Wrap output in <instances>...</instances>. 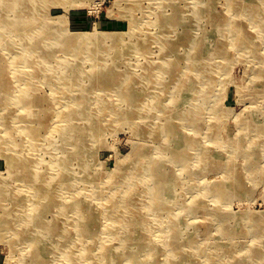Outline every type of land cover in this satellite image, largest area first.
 Listing matches in <instances>:
<instances>
[{
    "label": "bare ground",
    "instance_id": "bare-ground-1",
    "mask_svg": "<svg viewBox=\"0 0 264 264\" xmlns=\"http://www.w3.org/2000/svg\"><path fill=\"white\" fill-rule=\"evenodd\" d=\"M117 1L114 6H117ZM124 1L129 4L128 9H126V12L128 11L130 14L128 17L136 23L134 32L129 35L133 37L140 32L141 28L140 22L134 20L132 15L143 8L144 0ZM175 1L158 0L154 26L159 27L161 32L159 34L146 32V37L141 38L136 45H133L119 31L96 30L95 33L81 32L69 36L64 31L57 30L52 36V31L58 20L47 18L46 13L39 14V9H44L47 3L46 0L13 1L12 5L17 8L14 12L15 18H18L17 22L11 18L9 20L10 12L4 10L0 0V29L4 30L5 25L8 24V28L12 32H21L23 37L28 38L29 42L26 49L21 47V51L24 52L23 57L19 54V56H12V59L8 58L6 60L0 52V105H4L5 110H7L3 114L0 113V121L7 123V120L22 118V115L15 114V111L9 112L8 110L11 106L9 102L13 104L14 98L19 97L20 109L33 108L32 111H39V114L37 116L31 113L26 115L24 122L27 126L31 124L35 127H23L21 130H17V133L39 138L41 134L38 133V128L34 122H37L39 118H44L39 122L46 125L50 117H56L55 124L53 123L50 128L59 127V132H61L67 143L71 142V145L74 146L73 149L76 150L79 163L83 164L86 159L85 152L91 151L88 148L91 141L88 140L97 135L100 128L97 120H95L97 116L91 117L88 115L87 120L93 123L92 126L80 127L75 124L73 121L77 119L76 117H79L76 111L78 108H84L92 97H99L102 100L104 94L113 93L119 96V100L127 102L133 110L126 117L131 119L130 127L136 135L142 134L140 131H143V134H148L149 137L162 138L166 145L165 149L157 148L153 150L141 146L136 147L131 156H127L119 162L116 171L108 173L100 180L98 189H93L91 194L96 198L93 201H97V203L91 201L83 203L76 197L78 192H74V188L75 183H81L84 179L91 178V174L87 172L88 165L83 164L85 171L83 180L73 178L72 170L68 168L71 155L70 152L66 153L58 164L61 171L53 174V168L48 167L51 169V175H48L50 179L47 180V175L35 166L40 163L39 159L25 158L26 154L31 153V151H28L31 146L26 147V144L29 143L27 140L23 145L26 148L25 152L15 153L18 155V159L12 161V164L17 167L15 169L16 173L12 177L17 176L20 179L17 187L11 188L8 184H5V181H0V215L4 214V219L1 222L4 230L10 236L9 242L14 245L18 239H24L29 244L27 246L29 257L27 258L23 252L20 253V264H96L100 259L107 260L109 264H124L125 261L127 264H158V258L154 257L153 254L155 251L163 250V247L168 251L169 256L175 259L173 255L177 253H175L174 244L180 236L182 220L186 214L191 213L194 215L205 208L202 204L204 196L207 194L215 195L216 202L225 204L229 202L230 196H241L242 191L246 192L244 188L245 177L235 171V166L231 163L233 155L240 151L237 146L240 138L236 137L231 141H222L221 138L218 142L223 148L226 147L224 148L227 150L226 152L231 154L225 160L215 155H209L205 151L197 152L194 155L199 157L198 163L194 164L197 169L201 168L207 171L218 165L224 167L226 176L223 179V184H214L213 187L209 185L203 191L202 189L199 190L195 196L192 195L193 198L190 201L183 199V194L180 191L177 192V195L173 194L172 189L174 186L179 185V180L178 177L171 175L172 159L174 158L175 163L180 165L181 155L189 154L195 149L194 146L197 145L199 140L193 137V133H190V131L202 130L204 118L202 115L206 113L202 109H209L204 106V103L210 92L209 90L205 92L204 87L208 86L215 77L218 78L221 71L226 70L222 65H225V62H231V60H227L231 50L252 48L249 53L260 63L254 79V83H256L254 93L264 91V53L254 47V42L251 35L247 33L248 28L244 22L241 20H222V23H219L211 31L212 33H222V36H224L219 43V47L215 49L216 54L213 55L208 48H203L201 53L196 54V42L199 40L192 39L189 27H185V19L183 21V17L177 11V8L173 7L174 11L170 15L165 12L167 6L172 5ZM228 1V9L229 6L236 7L237 4L239 6L242 4V0ZM246 7L250 10H256L259 6L257 3L247 2ZM199 12L197 15H199ZM108 17L110 19L116 18L113 8L109 10ZM248 21L250 20L248 19ZM262 22H264V18L259 23L260 32H264V23ZM149 24L152 25V23ZM179 27H183L182 32L177 31ZM157 36H159V40ZM41 38L45 39L44 44L39 43ZM1 39L4 40V43H9L2 36ZM151 41H153L152 43L158 41L160 44L162 58L158 62L149 57ZM183 45L188 48L184 52L186 56L181 54L171 57L169 55V52L177 50V46ZM11 50L13 51V49ZM66 50L81 57L82 54H86L92 65L90 71H96L95 74L88 75L81 68V61L79 65L77 64L78 66L70 68L74 77L73 84L78 87L76 94L69 95V90L59 94L60 87L57 86V89L54 92L52 91L49 96L43 97L31 91L29 83L24 86L26 91H21L17 95L12 93V79L15 80L13 81L15 83L27 82L29 79L36 78H43V82L56 80L57 78H53L46 73L44 60L46 57H50L52 52H66ZM104 51L110 53L115 59L113 65H102ZM131 52L145 54L147 57L145 63L142 64V72L143 75L147 76V84H150L155 92L157 89L159 90L158 93L165 91L168 86H165L168 79L173 81L174 86L178 83L171 100L173 101V107L166 105V95H160L154 99L158 93L155 96H143L140 92H137L133 88L132 72L124 71L121 76L122 79L118 80L116 72L118 71L117 65L121 62L119 56ZM238 53L236 52V54ZM231 54L233 59L234 56H238L233 54L232 51ZM187 55L190 57H187ZM216 59L218 60L214 61ZM193 60L197 61V64H194ZM183 61L190 62V67L180 71V64ZM65 63L70 65L69 62ZM20 64L24 66L21 70L18 69ZM206 64L212 68L206 69ZM155 66H158V68L154 69ZM162 72H166L169 78L165 77ZM86 78H89V82L84 84ZM117 80L118 82H116ZM59 82L60 80H58ZM181 82L189 83L180 86ZM194 93L195 95H193ZM188 94L193 95L192 100L196 99L194 111L193 113L191 111L184 112L182 117L177 118L179 122L176 123L173 117L175 114L174 109L182 105L181 98L183 95L187 96ZM100 103L103 107H101L98 114L111 110L109 108L110 102L101 101ZM145 107L149 108L148 112H137L138 109H144ZM83 111L88 112L86 108ZM40 115L42 116L40 117ZM135 118L137 121L143 119L144 126L148 127L149 131L146 130V132L145 128L140 129L139 124L134 122ZM157 121L162 123H157L158 131L156 132L153 124L150 123ZM12 122L14 121L12 120ZM71 123L74 126H70ZM244 127L242 131L249 129L246 125ZM16 128L20 129L18 126ZM208 134L213 138L218 135L213 124L210 126ZM249 141L252 142L250 139ZM0 150H3V148L0 147ZM170 154L173 155L171 158ZM8 156H11L10 152H8ZM184 164L183 161L181 166H184ZM118 179L120 180L118 181ZM146 180L151 181L152 187H146ZM22 181L26 184L24 185ZM140 195H148L145 206L148 208L149 214L154 215L156 221L161 212L168 215L163 220L168 221L167 239L160 241L142 239L146 237L148 231L155 233L158 226H154L155 222L152 217L149 222L139 221L138 211L135 212L134 210L136 208L134 198ZM171 199L176 201L179 199L180 203L170 205L167 200L170 201ZM49 212L54 213L53 219L47 221L45 215ZM207 214L211 217H214V215L223 216V212L217 206L212 211H208ZM234 216L239 218L243 217L244 214H235ZM254 220H258L259 225L264 227V214L256 215ZM185 225L188 226L186 222ZM208 227H211V222ZM142 228L145 232L143 233L144 236L138 232ZM192 229L194 228L192 227ZM234 231V228L223 226L219 234L230 238ZM115 236L118 237L119 244L113 243ZM154 236L155 234L152 233L150 238ZM112 238L113 240H111ZM195 238V232H192L188 237H184L182 247L196 240ZM78 242L85 243L81 252L75 251ZM260 243L262 245L261 241ZM256 246L257 244L247 250L245 256L237 254L232 261H222L218 257L215 260L214 253L208 249L205 250L204 245L197 246V248L199 252L205 254L210 264H243L246 257L253 258L261 255L262 250H256ZM71 249L72 252H70ZM52 253H55L56 256L55 263H50ZM188 255V251L177 254L175 264H186L185 256ZM140 256L142 257L139 258ZM258 260H260L259 264H264V255L260 256ZM168 264L174 263L169 261Z\"/></svg>",
    "mask_w": 264,
    "mask_h": 264
},
{
    "label": "rangeland",
    "instance_id": "rangeland-1",
    "mask_svg": "<svg viewBox=\"0 0 264 264\" xmlns=\"http://www.w3.org/2000/svg\"><path fill=\"white\" fill-rule=\"evenodd\" d=\"M13 1L20 2V0H1V5H3L2 7L5 11L10 12L8 16L9 20L11 18L17 22L18 18H15L14 13L17 8L12 5ZM116 1L117 0H46L47 3L43 10L41 8L39 9V14L46 13L47 18L58 20V23H55L52 36L57 30L61 32L64 31L69 36L81 32L95 33L99 30L107 32L119 31L123 33V37L127 38L128 42L136 45L141 38L146 37V32L154 34H159L161 32L159 27L154 26V21L156 19L155 9L158 0H144L142 4L143 8L137 10L135 14L132 15L134 20L140 22L141 28L140 32L133 37L129 35L134 32V25H136V23L130 20L128 17L130 14L128 11L126 12L129 4L124 0H118L117 6H114ZM228 2V0H176L172 5L167 6L165 12L167 15H170L174 11L172 8H177V11L183 17V21L185 19V27H189L188 29L191 32L192 39L199 40L196 42V54L201 53L203 48H208L213 55L216 54L215 49L219 47V43L223 40L224 36H222V33H212L211 31H213L219 23H222V20L227 19L243 21L248 28L247 33L252 37L254 47H256L258 51L264 53V32H260L259 30V23H261L264 18V1L242 0L240 6L239 4H237L236 7L229 6V9ZM247 2L257 3L259 6L258 9H247ZM111 8H113L115 19H110L108 17ZM198 11H200L199 15H197ZM26 19L28 20L29 17ZM248 19L252 22L248 21ZM149 23H152V25ZM182 30L183 27L177 29L178 32H182ZM0 34V52L3 58L5 57L4 59L7 60L12 56H19V54L23 57L24 52L21 51V49H26L29 43L28 38L23 37L21 32H12L10 28H8V24L5 25L4 30L0 29ZM1 36L9 43H4ZM158 37L159 36H157V38ZM128 38L132 40L130 41ZM44 40L45 39L41 38L39 43L44 44ZM152 42L153 41H151L152 45L150 47L149 57L158 62L159 59L162 58L160 44L158 41L155 43ZM10 48L13 49V51ZM187 50L188 48L184 45L177 46V50L169 52V55L171 57L181 54L186 56L184 52ZM250 50H252V48L231 50L233 54L239 52L236 54L238 56H234L233 59L230 51V56L227 57V60L229 59L231 62H225V65H222L226 70L221 71L218 78L215 77L208 86L204 87L205 92L209 90L210 93L204 103V106L209 109H202L206 111V113L202 115L204 116L203 128L198 131H190V133H193V137L196 139L198 138L199 141L197 145L194 146L195 149L193 151L189 152V154L185 153L181 155L180 165L175 163L174 158L172 159L171 175L178 177L179 180V185L174 186L172 189L173 194L177 195V192L180 191L183 194V199L190 201L193 198L192 195L195 196L199 190L202 189L203 191V189L209 185L213 187L214 184H223V179L226 176L225 168L220 165L207 171L201 168L197 169L194 164L198 163L197 160L199 157H195L194 155L197 152L205 151V153L208 152L209 155H215L225 160L231 154L226 152L227 150L224 149L226 147L223 148L220 146V143H218L220 139L222 138V141H231L236 137L240 138L237 145L240 151L233 155L231 163L234 164L235 171L241 173L245 177L244 188L246 192L242 191L241 196H230L229 202L225 204L216 202L215 195L207 194L202 199V204L205 208H202V210L196 212L194 215L191 213L186 214L180 227V236L178 237V241L174 244L175 253L179 254L188 251L189 255L185 256L186 264H210L205 254L199 252L197 246L200 247V245H204L205 250L208 249L213 252L215 260L221 258L222 261H232L237 254L245 256L247 250L252 248L255 244H257L256 250H262L261 255H257L253 258L246 257L243 264H259L260 260H258V258L264 255V227L259 225L258 220H254L256 215L264 214V91L262 93H254V89L256 88L254 79L257 73L256 71L260 67V63L249 53ZM71 53L72 52H68L67 50L66 52L55 51L51 53L52 55L50 57H46L44 60L46 64L45 69H47L44 70L51 77L57 78L56 80L43 82V78H36L29 79L27 82L21 81L20 83H15L13 82L15 80L12 79V93L17 95L21 91H26L24 86L29 83L31 91L43 97L49 96L52 91L54 92L57 89V86L60 87V91H58L59 94L65 93L67 90H69L68 94L71 96L76 94L78 92V87L73 84L74 77L70 68L77 64L79 65L81 61V68L87 72L88 75L95 74L96 71H90L92 65L86 54H82L81 57L80 55ZM102 57L104 58L102 65L114 64L115 59L110 53L104 51ZM187 57L190 56L187 55ZM119 58L121 62L118 63V71L116 72L118 80L122 79L121 76L124 71H128L129 73L132 72L133 88L137 92H140L141 95L155 96L159 92L158 89L155 92L152 86L147 84V76L143 75L142 64L145 63L147 58L145 54L141 55L138 52H131L125 53L119 56ZM217 60L218 59L214 61ZM214 61H212V63H214ZM65 62H69L70 65ZM192 62L197 64L195 60ZM19 66V70L24 67L22 64ZM180 66V71H183L186 67H190V62L186 63V61H183ZM155 68H158V66H155L154 69ZM205 68L210 69L212 67L206 64ZM162 74H164L165 77L168 76L166 72H162ZM86 79L84 84L89 82V78ZM58 80H60L59 83ZM118 80L116 82H118ZM191 81H193V79H191ZM188 83L189 82H181L180 86L187 85ZM166 85H168L167 89L158 93L154 99L160 95H166V105L168 107L170 105L173 107V101L171 100L178 83L174 86L173 81L168 79L165 86ZM193 95H195V93ZM193 95H183L181 98L182 105L175 107V114L173 117L176 123L179 122L177 118L179 116L182 117L184 112L191 111L193 113L196 102V99L192 100ZM119 99V96L113 93L104 94L102 100L99 97H92L84 108H78L76 111L79 117H76L77 119L73 121L75 124L80 127L92 126L93 123L89 122L87 117H89L88 115L91 117L97 116L95 120H97L98 127L100 128V132L88 140L91 141L88 145L91 151L85 152L86 159L84 163L88 165L89 169L87 172L91 174V178L87 180L84 179L81 183H75L74 192H78V196L76 195V197L83 203L90 201L97 203V201H93L96 200L91 194L93 189H98L100 180L108 175V173L116 171L120 164L119 162L125 157L131 156L136 150V147L141 146L152 150L157 148L165 149L166 147L165 141H163L162 138H156L155 136L149 137L148 134H143V131H140L142 134L139 135L134 133L130 127L131 119L129 118V120L126 117L128 113H131L130 111L132 109L128 106L127 102ZM101 101L110 102L109 108L111 110H106L98 114L101 107H103L102 103H100ZM9 104H11L8 109L9 112L15 111V114L22 115V118L10 119L7 120V123L0 121V147L3 148V150H0V181H5V184H8L11 188L17 187L20 179H18L17 176L12 177V175L16 173L15 169H17V167L12 164V161L18 159V155L15 153L25 152L24 150L26 148L23 147V145L27 140L29 143L26 144V147L29 145L31 146V149L28 150L31 151V153L26 154L25 158L39 159L40 163L35 166L47 175V180L50 179L48 175H51V169L48 167L51 166L53 168V174L61 171L58 164L62 156L69 152L71 161L69 162L68 168L72 170V177L77 179L81 178L83 180L85 173L83 168L84 163H79L76 157V150L73 149L74 146L71 145V142L67 143L61 132H59V127L50 128L55 122L56 117H50V119L53 118V120L50 121V119H48L46 125L39 122L44 118H39L37 122H34L41 136L39 138H32L27 134L17 133V130H21V128L27 126L24 122L26 115L31 113L37 116L39 111L33 112V108L20 109L19 106L21 102L19 101V97L14 98L13 104L11 102H9ZM85 108L88 112L83 111ZM144 109H138L137 112L149 111L148 107ZM4 111L7 112L5 106L0 105V113L3 114ZM82 112L84 113L82 114ZM217 114L219 115L215 116ZM83 115L85 116L82 117ZM41 116L42 115H40V117ZM12 120L14 122H12ZM134 122L139 124L140 129L145 128V131H149V128L144 126L143 119L137 121L135 118ZM72 123L70 126H74ZM157 123L162 122L157 121L150 123L151 125L153 124L156 132L158 131ZM212 124L218 133L215 138L212 136L211 138L208 134ZM244 125L249 127V129L242 131L245 128ZM16 126L20 129H17ZM28 126L35 127L31 124ZM249 139L252 140V142H250ZM8 152H10L11 156H8ZM172 156L173 155L170 154V158ZM183 161L185 164L181 166ZM119 180L120 179H118V181ZM22 183L24 185L26 184L23 181ZM145 183L146 187H152L150 180H146ZM146 201H148V195L135 197L134 204L136 208L134 210L135 212L138 211L139 221L145 220L149 222L152 217L155 222L154 226H158V230L155 233L148 231L145 235L146 237L142 239L155 241L167 239L168 221L166 222L163 220H165L168 215L165 212H161L157 222L154 215L149 214L148 208L145 206ZM167 203L176 205L180 202L179 199L177 201L171 199L170 201L167 200ZM215 206L220 207V210L223 212L222 217L216 215L211 217L207 214V212L210 210L212 211ZM225 212L228 213L226 214ZM242 213L244 214L243 217L237 218L234 216L235 214ZM53 214V212H49L45 215V219L47 221L53 219ZM3 219L4 214H1L0 264H20V253L23 252L24 255L26 254L27 258L29 257V248L27 247L29 244L26 243L24 239H18L17 242L13 240L16 244H10V236L7 231L4 230V226L1 222ZM185 222L188 226L185 225ZM210 222L211 227H208ZM223 226L235 229L230 238L219 234ZM192 227L194 229H192ZM143 230L142 228L138 230V232L142 233L144 236L143 233L145 232ZM192 232H195L196 240L182 247L183 238L188 237ZM152 233L153 235L155 234V238H150ZM111 240H113V238ZM117 240L118 237L115 236L113 243L119 244ZM259 240L262 242V245ZM84 244L85 243L78 242L75 251L81 252L84 249ZM70 252H72V249ZM167 252L168 251L165 250L164 247L163 250L154 252V257L158 258V264H168L169 261L174 264L176 263L177 258L175 256H177V254L173 255L175 258L173 259ZM50 257V263H55V253H52ZM141 257L142 256L139 258ZM96 264H109V262L100 259ZM124 264H127L126 261Z\"/></svg>",
    "mask_w": 264,
    "mask_h": 264
}]
</instances>
